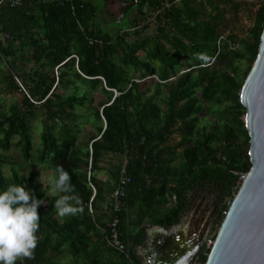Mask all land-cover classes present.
I'll use <instances>...</instances> for the list:
<instances>
[{
    "label": "trees",
    "instance_id": "1",
    "mask_svg": "<svg viewBox=\"0 0 264 264\" xmlns=\"http://www.w3.org/2000/svg\"><path fill=\"white\" fill-rule=\"evenodd\" d=\"M164 2L171 6L153 22L154 35L130 41L139 33L130 28ZM100 11L98 0L0 4V64H8L1 92H21L22 77L34 95L0 114V148L22 156V171L13 167L6 177L0 170V188L21 183L45 202L47 188L34 170L26 172L32 164L62 165L84 206L76 216L59 217L55 197L49 207L41 204L34 257L16 264H66L69 255L81 264L84 252L101 264L108 251L122 258L116 264H140L136 249L148 220L177 224L199 188L217 192L222 224L252 167L241 92L259 53L264 0H138L128 12L135 11L134 20L115 22L116 32L102 27ZM100 88L106 97L95 104ZM37 111L43 125L38 148L31 124ZM204 117L214 123L201 127ZM108 153L125 156L126 164L105 167ZM124 169L131 179L127 194L102 216L106 187L115 191ZM104 170L108 180L99 177ZM171 187L176 200L167 209ZM105 217L119 218L131 259L107 245Z\"/></svg>",
    "mask_w": 264,
    "mask_h": 264
},
{
    "label": "water",
    "instance_id": "2",
    "mask_svg": "<svg viewBox=\"0 0 264 264\" xmlns=\"http://www.w3.org/2000/svg\"><path fill=\"white\" fill-rule=\"evenodd\" d=\"M241 101L246 108L252 167L226 213L205 264H264V31ZM204 245L199 246L193 261L200 260Z\"/></svg>",
    "mask_w": 264,
    "mask_h": 264
},
{
    "label": "rangeland",
    "instance_id": "3",
    "mask_svg": "<svg viewBox=\"0 0 264 264\" xmlns=\"http://www.w3.org/2000/svg\"><path fill=\"white\" fill-rule=\"evenodd\" d=\"M128 1H131V0H128ZM98 4H99L100 10H101L99 15H98V20L102 24V27H104L108 31L116 32L119 30L118 26H114L115 22L122 24V23L126 22V20H128V18L132 21L136 17L135 11L131 14L130 13L128 14L127 11L126 12L123 11L126 4L121 0H98ZM150 13H148V16L142 17L141 18L142 20L137 22L136 27L132 26L130 28L133 33H135V30L139 31V33L137 35L133 34L130 36V41L139 42L141 40L150 38L152 35H154V33L156 32V29H157V25H155V24H153V22L149 21V18L151 16ZM122 15H124L123 20H121ZM20 66L21 65L19 64L18 67L20 68ZM6 69H8V64L4 61L3 64H0V79H2L3 71ZM26 69L27 70L30 69V64H26ZM19 79L25 85L27 92L22 90L19 93H15L13 95H8V96L1 92V89H3L5 87V82H3V80H0V114H4V113L11 114L13 111V107L20 106L22 108V106H24L25 95L28 96L30 94V95L34 96L32 93V90L29 88L28 84L23 81L22 77H19ZM82 89L85 90V88H83V87H82ZM69 90H71V89H69ZM33 91L36 95H40V92L35 91V89H33ZM94 95H95V99H96L95 104H99L106 97V94L103 92V90L101 88L99 90H96L94 92ZM32 101H34V100L32 99ZM35 103L39 104V102H35ZM41 116H42L41 112L37 111L36 116L32 119V122H31L32 127H33L32 131L34 134V140H35V147L36 148H38L41 145V138L40 137H41V132H42V128H43ZM214 120L215 119H213V118L204 117L202 119V122L200 123V126L201 127L204 125L211 126V124L214 123ZM21 157H22L21 154H16L14 151H5L4 149L0 148V170L3 172V174L6 177L11 176L13 167H16V168L21 170V165L19 163V160L22 159ZM104 160H105V162L103 163V165L105 167H113L115 164L125 165L127 162V159L125 156L115 155L113 153L106 154ZM33 170L36 172V175L39 178V176L41 174V170L45 173V175H47L49 168H46L42 164H32L31 168H28V171L26 173L30 174V172H32ZM99 177L104 179V180L109 179V175L106 173L105 170L102 174H100ZM45 187L48 189L47 183L45 184ZM106 188H107V198L104 202L101 203L102 207H101L100 213H102V216L106 215V214H104V211H105V209H107V207H108L107 205H109V204L113 205V203H115L114 190L110 191L108 189V188H111V186H109V187L107 186ZM171 192H173V187L170 188V195L168 198L169 199L168 204H171L172 201L174 200L173 195H171ZM52 198H53V196H50L47 194V198L44 202V205L46 207H49L51 205ZM189 199H190L189 210L186 211L185 214H183L182 219L180 221L181 222L180 224H182V222L184 221V219L186 217L189 216V219H190L191 215L194 214L195 210L201 211L203 209L205 211L204 212V214L206 216L205 220H207L209 218L208 222H210L209 223L210 224L209 230L206 231V233H205V240H206L205 245H204V253H205V250L208 249V246H207L208 241L210 239H212L215 242L217 233H218L219 228L221 226V224L217 220L220 216V205L218 204V194L214 190H202L199 188L198 189L195 188L191 191ZM230 204H231V202H230ZM227 212L228 211H226V212L224 211V215H226ZM104 219L107 221V223H111L110 220H108L109 217H105ZM213 245H211V246L213 247ZM112 255H113V253H112ZM79 257L81 258L82 264H90L91 263L90 261H88L89 259H88L87 253H85V252L81 253ZM116 260L121 262L122 258L120 256H118ZM65 263L66 264H74L75 258L73 256L69 255V257L65 260ZM128 264H132V263L129 262Z\"/></svg>",
    "mask_w": 264,
    "mask_h": 264
},
{
    "label": "clouds",
    "instance_id": "4",
    "mask_svg": "<svg viewBox=\"0 0 264 264\" xmlns=\"http://www.w3.org/2000/svg\"><path fill=\"white\" fill-rule=\"evenodd\" d=\"M39 181L44 188L47 183L46 193L56 198L57 216H76L84 211L72 176L62 165H52L47 175L41 170ZM43 203L24 184L12 183L0 188V264H16L18 260L34 257L41 238L38 207Z\"/></svg>",
    "mask_w": 264,
    "mask_h": 264
},
{
    "label": "crops",
    "instance_id": "5",
    "mask_svg": "<svg viewBox=\"0 0 264 264\" xmlns=\"http://www.w3.org/2000/svg\"><path fill=\"white\" fill-rule=\"evenodd\" d=\"M121 1L124 2L125 0ZM175 200L176 198L171 204H167L165 208L169 209ZM204 212L203 209L201 211L195 210L190 219L188 216L184 219V223L180 224L181 218L177 224L170 227L156 224L153 219L148 220L146 222L148 227L146 239L136 249L140 264H199L197 260H194L195 263H193V259L199 246L206 241L205 233L210 226L209 218L205 220ZM158 215L163 216L164 214L158 211ZM112 253L105 252L101 264H116L119 262L116 260L119 255L116 253L112 255ZM88 259V261H92L89 256Z\"/></svg>",
    "mask_w": 264,
    "mask_h": 264
},
{
    "label": "built area",
    "instance_id": "6",
    "mask_svg": "<svg viewBox=\"0 0 264 264\" xmlns=\"http://www.w3.org/2000/svg\"><path fill=\"white\" fill-rule=\"evenodd\" d=\"M4 1H8L12 6H17L20 5L22 3L23 0H1L0 4ZM170 3L164 2L162 7L157 8L153 14L150 16L149 21L151 22H156L157 21V16L162 12V10L165 7H170ZM17 81L19 83V85L22 87V89L24 91L27 92V89L25 87V85L23 84V82L17 77ZM245 178V176H244ZM131 179L127 176L126 174V170L124 169L123 175L120 178V181L118 183V186L116 188V190L114 191V198H115V207L119 208L121 205V199L127 194L128 191V184L130 183ZM94 187V186H93ZM94 190L96 191V188L94 187ZM174 198H176V196L174 195ZM93 200V199H92ZM90 210L91 212H93V208L92 205H90ZM119 222V218H115L114 221L112 223H110L111 225V231L110 233H107L106 235V242L107 245L109 247H111L112 249L119 251L120 253H123L126 255V257L130 258V251L127 247V245L122 241L121 237H120V233L117 229V225ZM214 244V241L212 239H210L208 241V249L211 250L212 246ZM209 254V253H208ZM132 261V260H131ZM132 264H136L135 262H131Z\"/></svg>",
    "mask_w": 264,
    "mask_h": 264
},
{
    "label": "flooded vegetation",
    "instance_id": "7",
    "mask_svg": "<svg viewBox=\"0 0 264 264\" xmlns=\"http://www.w3.org/2000/svg\"><path fill=\"white\" fill-rule=\"evenodd\" d=\"M124 3L126 4V6H125V8L123 9V11L126 10L127 13H128L129 10H130L131 8H134V7L137 5L138 0H131V1L125 0ZM126 11H125V12H126ZM201 256H202V255H201Z\"/></svg>",
    "mask_w": 264,
    "mask_h": 264
}]
</instances>
